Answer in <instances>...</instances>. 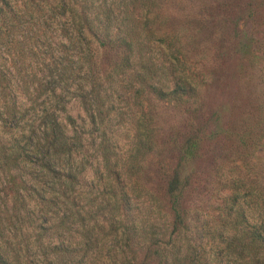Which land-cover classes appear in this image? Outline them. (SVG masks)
Segmentation results:
<instances>
[{
    "label": "trees",
    "instance_id": "16d2710c",
    "mask_svg": "<svg viewBox=\"0 0 264 264\" xmlns=\"http://www.w3.org/2000/svg\"><path fill=\"white\" fill-rule=\"evenodd\" d=\"M185 1L0 0V264H264L256 179H228L195 230L183 199L195 128L162 192L144 179L161 149L156 108L195 119L207 85L192 60L203 19L166 9ZM119 103L134 120L122 158L107 124Z\"/></svg>",
    "mask_w": 264,
    "mask_h": 264
},
{
    "label": "rangeland",
    "instance_id": "374dc122",
    "mask_svg": "<svg viewBox=\"0 0 264 264\" xmlns=\"http://www.w3.org/2000/svg\"><path fill=\"white\" fill-rule=\"evenodd\" d=\"M166 9L203 19L192 60L199 61L207 85L195 119L184 111L156 108L161 149L146 160L144 179L154 193L160 194L165 175L177 163L176 147L195 128L201 140L186 164L188 184L183 199L200 233L214 220L227 193L228 179L242 175L264 186V0H186L179 7L169 5ZM156 56L161 57L159 53ZM67 110L77 122L84 118L76 100L69 101ZM129 112L119 103L107 121L121 158L133 133L134 120ZM85 159L93 167L97 163L91 150ZM91 177L88 168L81 181Z\"/></svg>",
    "mask_w": 264,
    "mask_h": 264
}]
</instances>
